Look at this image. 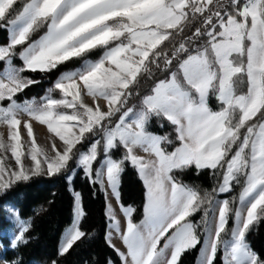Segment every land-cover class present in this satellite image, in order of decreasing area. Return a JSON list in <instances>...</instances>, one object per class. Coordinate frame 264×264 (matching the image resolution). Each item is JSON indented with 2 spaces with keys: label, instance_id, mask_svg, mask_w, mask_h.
Here are the masks:
<instances>
[{
  "label": "snow or ice",
  "instance_id": "obj_1",
  "mask_svg": "<svg viewBox=\"0 0 264 264\" xmlns=\"http://www.w3.org/2000/svg\"><path fill=\"white\" fill-rule=\"evenodd\" d=\"M0 27L9 33L0 45V128L7 130L6 139L0 132V193L31 176L68 172L73 161L65 180L71 184L80 169L104 193L112 230L106 241L122 264H179L201 243L198 229L207 237L200 264H214L221 246L223 264H264L246 242L250 226L264 218V0H0ZM40 27L46 32L29 43ZM21 45L27 46L17 54ZM97 49L98 59L87 58ZM17 55L20 67L13 65ZM74 59L80 67L61 73L39 101L16 100L39 82L23 72H52ZM154 69L163 78L129 106L140 78H152ZM153 117L161 127L166 120L175 136L149 131ZM34 123L50 134L46 146L38 145ZM117 148L123 152L114 158ZM125 164L145 190L138 224L135 208L120 198ZM190 168L210 170L218 186L201 194L183 183L177 174ZM236 185L238 196L215 200ZM72 195L74 216L59 255L89 235L80 227L82 196ZM200 211L199 222L189 219ZM230 219L235 226L228 230ZM28 230L21 222L13 248ZM113 231L126 252L112 244Z\"/></svg>",
  "mask_w": 264,
  "mask_h": 264
},
{
  "label": "trees",
  "instance_id": "obj_2",
  "mask_svg": "<svg viewBox=\"0 0 264 264\" xmlns=\"http://www.w3.org/2000/svg\"><path fill=\"white\" fill-rule=\"evenodd\" d=\"M39 33L32 35L29 43L35 41L39 37ZM8 42L7 30L0 27V45H6ZM27 45H21L16 48L17 54ZM101 51L95 50L91 52L87 58L98 59ZM17 60V66L20 61ZM82 61L79 59L71 60L60 65L57 69L48 73L25 72V74L34 80L39 81L32 86L26 88L23 92L16 96V100L21 102L32 96L42 95L45 90L50 87L64 71L74 70L80 67ZM154 76L148 78L142 76L139 85L135 86L139 91V95H133L129 104L137 102L150 87L154 80L163 78V73L154 69ZM246 78L239 86V91H246ZM209 106L213 110H217L219 105L214 97L209 98ZM160 121L155 117L148 124V130L163 135L171 133L174 137L175 133L172 126L165 120ZM87 144L82 146V150L86 149ZM171 150V149H169ZM123 150L117 148L113 150L114 158H119ZM75 163L70 161L68 172L60 175L34 176L28 181L14 183L8 190L0 194V244L3 247V261L6 264H30L31 262H39L40 264H51L53 260L57 264H121L114 249L106 242L105 232L107 219L105 216V197L104 193L99 190L98 186H92L84 177L82 170L77 169L74 178L69 185L65 180ZM178 179L183 183L194 186L200 190L201 194L205 190L211 192L214 187L218 186V176L210 174V170H203L199 174L194 168H190L183 173H178ZM71 186V190H70ZM79 192L82 196V207L85 216L81 222V230L89 235L73 245L66 254L59 255L58 247L60 238L64 230L71 224L73 216L74 198L72 191ZM120 198L125 206L135 208L132 219L134 223H140L143 219L144 205V187L137 171L129 164H125L123 173L120 176ZM240 186L236 185L233 191L225 195L215 194V199H228L238 196ZM8 208L15 209L19 219L28 225V231L25 234V240L17 243V247L10 248V241L5 234L11 229L12 223L8 219ZM202 211L195 213L189 219L193 222H199L202 217ZM234 226V220L230 219L227 229L230 230ZM200 235L201 243L195 248L184 252L179 258V264H196L198 254L203 245L205 235L202 229L197 230ZM225 239L230 238V231L224 236ZM165 241L162 240L160 246ZM246 242L249 244L261 259H264V218L255 222L246 233ZM214 264H223L222 246L217 252Z\"/></svg>",
  "mask_w": 264,
  "mask_h": 264
},
{
  "label": "rangeland",
  "instance_id": "obj_3",
  "mask_svg": "<svg viewBox=\"0 0 264 264\" xmlns=\"http://www.w3.org/2000/svg\"><path fill=\"white\" fill-rule=\"evenodd\" d=\"M46 32V27H40L37 31H35L32 35H35V34H37V33H39V37H38V39L44 34ZM7 34H8V42H9V33H8V31H7ZM31 35V36H32ZM30 36V37H31ZM38 39H36V40H38ZM8 42H7V44H8ZM31 43V42H30ZM98 51H101V53H102V49H97ZM15 59H18V61H20V66H22V61L19 59V57H18V55L17 56H14L13 57V65H15V66H17V60H15ZM20 66H18V67H20ZM4 67H5V64H4V62H0V71H2L3 69H4ZM25 72H30V71H25ZM25 72H23L22 73V75L23 76H25V77H28L26 74H25ZM31 73H33V72H31ZM59 78V77H58ZM55 83V82H54ZM54 83L52 84V85H50V87H48L46 90H45V92L42 94V95H39V96H32V97H30V98H26L27 100H31V99H33V98H35L36 100H40L43 96H45L46 94H47V90L49 89V88H53L54 87ZM53 96H54V98H59V96H60V94L58 93V91H55V92H53V94H52ZM26 99H24V100H26ZM24 100H22L21 101V103L24 101ZM139 101H140V99L137 101V102H134L133 104H129V106H131V105H139ZM86 102L88 103V104H91L92 103V101H91V98H86ZM129 102H130V100H129ZM128 102V103H129ZM100 103L101 104H103L104 102L103 101H100ZM4 104H7V101H5L4 102ZM33 127H34V134H35V136H36V139H37V143H38V145H44V146H46L47 145V140H46V137H48L50 134H48L47 133V130H46V127L45 126H41V125H39V124H36V123H34V125H33ZM0 132H4L5 133V139H6V134H7V130H6V128H0ZM21 135H22V137H24V138H26V130H24L23 128H21ZM9 156H10V153H9ZM72 172V171H71ZM70 172V173H71ZM74 174L75 173H73V177H74ZM43 176H47V175H43ZM31 177H34V176H31ZM30 177V178H31ZM70 185V184H69ZM119 188H120V185H119ZM70 190H71V186H70ZM1 194V193H0ZM225 194H227V193H223V194H220V193H218V195H225ZM104 197H105V195H104ZM217 202H219V201H221L222 199H215ZM105 207H106V203H105ZM7 212H8V219L11 221V223H12V226H11V229H9L8 231H6L5 232V234L4 235H6L7 237H8V239H9V241H10V248H13L12 247V244H13V242H15V236L16 235H18V232H19V230H20V225H21V222H23V223H25L23 220H21V219H19V217H18V215H17V213H16V211H15V209H13V208H8V210H7ZM107 219V218H106ZM235 226V225H234ZM233 226V227H234ZM106 227H107V225H106ZM105 234H106V232H105ZM249 245V244H248ZM113 249V248H112ZM58 250H59V247H58ZM222 250H223V248H222ZM3 247L1 246V244H0V264H6L4 261H3ZM31 264H36V263H31Z\"/></svg>",
  "mask_w": 264,
  "mask_h": 264
},
{
  "label": "crops",
  "instance_id": "obj_4",
  "mask_svg": "<svg viewBox=\"0 0 264 264\" xmlns=\"http://www.w3.org/2000/svg\"><path fill=\"white\" fill-rule=\"evenodd\" d=\"M138 154H140V155H143V153L142 152H139ZM74 198V197H73ZM108 199H109V201L112 203V205H113V207L116 209V218L121 222V228L123 229L124 227H125V225H126V220H125V218L123 217V214L119 211V207L117 206V203H116V201H115V199L114 198H112L111 197V194H110V192H109V197H108ZM105 203H107V201H106V199H105ZM105 212H106V207H105ZM73 216H74V205H73ZM73 216H72V220H73ZM106 216V215H105ZM107 218V217H106ZM71 223H72V221H71ZM108 220H107V227H106V234H105V239H106V237L108 236V233L110 232V231H112L111 229H109V227H108ZM71 226V224L64 230V232H63V234H62V236H61V238H60V242H59V248L61 247V245H62V240H63V238H64V235H65V232H66V230L69 228ZM205 239H207V237L205 236V238H204V240ZM107 242V241H106ZM112 244L115 246V248L116 249H119L120 251H122V252H126V247L124 246V244H123V242H122V240L120 239V237H119V235L118 234H116L114 231L112 232ZM107 244H108V242H107ZM109 245V244H108ZM202 247H203V245H202ZM202 247H201V249H202ZM112 248V247H111ZM116 252V251H115ZM117 253V252H116ZM118 255V254H117ZM169 255H170V253H169ZM119 257V256H118ZM120 258V257H119ZM121 260V259H120ZM200 260H201V250H200V252H199V254H198V257H197V260H196V264H200ZM31 263H36V264H40L39 262H31ZM30 263V264H31ZM112 264V263H111ZM121 264H122V261H121Z\"/></svg>",
  "mask_w": 264,
  "mask_h": 264
}]
</instances>
